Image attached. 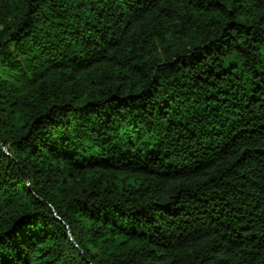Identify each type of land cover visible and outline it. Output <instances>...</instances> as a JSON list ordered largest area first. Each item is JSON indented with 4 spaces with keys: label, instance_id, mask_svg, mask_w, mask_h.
Returning <instances> with one entry per match:
<instances>
[{
    "label": "trees",
    "instance_id": "16d2710c",
    "mask_svg": "<svg viewBox=\"0 0 264 264\" xmlns=\"http://www.w3.org/2000/svg\"><path fill=\"white\" fill-rule=\"evenodd\" d=\"M0 264H264V0H0Z\"/></svg>",
    "mask_w": 264,
    "mask_h": 264
},
{
    "label": "water",
    "instance_id": "95a60500",
    "mask_svg": "<svg viewBox=\"0 0 264 264\" xmlns=\"http://www.w3.org/2000/svg\"><path fill=\"white\" fill-rule=\"evenodd\" d=\"M5 149V148H4Z\"/></svg>",
    "mask_w": 264,
    "mask_h": 264
}]
</instances>
